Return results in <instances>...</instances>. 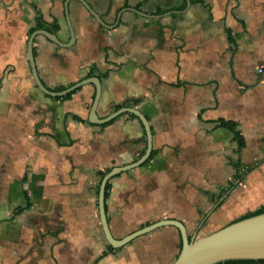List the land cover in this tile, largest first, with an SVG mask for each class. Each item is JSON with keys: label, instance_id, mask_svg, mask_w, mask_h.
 Instances as JSON below:
<instances>
[{"label": "crops", "instance_id": "1", "mask_svg": "<svg viewBox=\"0 0 264 264\" xmlns=\"http://www.w3.org/2000/svg\"><path fill=\"white\" fill-rule=\"evenodd\" d=\"M65 1L0 0V264H172L176 228L114 249L99 220L103 175L145 151L141 123L130 114L89 123L92 84L63 98L35 85L28 38L56 25L68 43ZM85 2L108 26L120 14L118 25L106 33L71 0L74 45L38 35L32 49L48 90L96 77L97 119L131 107L150 126L152 157L107 183L111 235L177 220L200 237L264 206V0ZM220 121L235 124L239 152Z\"/></svg>", "mask_w": 264, "mask_h": 264}, {"label": "water", "instance_id": "2", "mask_svg": "<svg viewBox=\"0 0 264 264\" xmlns=\"http://www.w3.org/2000/svg\"><path fill=\"white\" fill-rule=\"evenodd\" d=\"M70 1L71 0H66L64 3V14L70 36V40L68 43H61L55 33H50L46 30H35L30 34L28 38L27 58L35 85L43 94L49 97L63 98L85 85L92 84L94 86L95 93L89 112V123L103 125L109 123L121 114H130L141 123L145 133L146 147L143 155L129 165L111 168L106 174L103 175L101 179L97 200L98 214L101 229L107 244L114 249H118L127 245L135 238L148 234L157 228L163 226H171L177 229L180 237L179 252L172 264H217L220 262L233 260H264V213L231 222L209 234L200 237L189 235L186 231L185 226L177 220L157 221L155 223L144 226L143 228L136 230L121 239H115L111 235L107 220L108 213L104 207L106 184L111 178L115 177L116 175L123 172H129L143 165L147 160H149L151 155L152 140L151 129L146 118L141 114V112L131 107L120 108L103 119H97L96 108L100 99L101 83L96 77H90L81 80L58 92L48 90L41 82L35 67L32 43L36 36L42 35L49 42L53 43L59 48L67 49L71 48L74 45L75 34L69 22L68 4ZM74 1L78 2L82 6V8L89 14V19L95 20L99 24V27L101 29H104L106 33L118 25L120 14L116 16L115 23L111 26H108L105 24V22H103L100 16L95 14V12L92 10L89 4L85 2V0ZM186 2L187 6H189V1ZM32 10L34 12L33 20L35 21L37 14L33 8ZM127 10L144 18L158 19L161 17V15H148L142 11L136 10L135 8H128Z\"/></svg>", "mask_w": 264, "mask_h": 264}, {"label": "trees", "instance_id": "3", "mask_svg": "<svg viewBox=\"0 0 264 264\" xmlns=\"http://www.w3.org/2000/svg\"><path fill=\"white\" fill-rule=\"evenodd\" d=\"M199 0H192V2H197ZM162 12L159 10L157 11V14H161ZM38 27H45L50 33H55L56 32V25H51V26H43V25H39ZM61 91V90H58ZM121 106H118L117 109H119ZM220 126L227 128L232 134H233V140L236 144L237 147V152L240 151V149L243 147L244 145V141L242 136L240 135V133L236 130V126L234 123L232 122H227V121H220ZM153 153L151 152L150 157H152ZM108 184H106L105 187V191L107 190ZM260 213H264V206H261L260 208L246 213L244 216H242L240 219H244L253 215H257ZM237 221V220H236ZM217 264H264V260H259V261H253V260H233V261H225V262H220Z\"/></svg>", "mask_w": 264, "mask_h": 264}, {"label": "rangeland", "instance_id": "4", "mask_svg": "<svg viewBox=\"0 0 264 264\" xmlns=\"http://www.w3.org/2000/svg\"><path fill=\"white\" fill-rule=\"evenodd\" d=\"M251 211H254L253 209H251L250 211H247V212H251ZM246 212V213H247ZM244 213L243 212H241L236 218H234V219H231V220H227V221H221V222H219L218 224H214V226H213V228H212V231H215L216 229H219V228H221V227H223V226H225V225H227V224H229V223H231V222H234V221H236V220H238L240 217H242V215H243Z\"/></svg>", "mask_w": 264, "mask_h": 264}, {"label": "built area", "instance_id": "5", "mask_svg": "<svg viewBox=\"0 0 264 264\" xmlns=\"http://www.w3.org/2000/svg\"><path fill=\"white\" fill-rule=\"evenodd\" d=\"M258 71L260 72L261 70L259 69Z\"/></svg>", "mask_w": 264, "mask_h": 264}]
</instances>
